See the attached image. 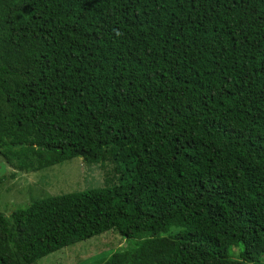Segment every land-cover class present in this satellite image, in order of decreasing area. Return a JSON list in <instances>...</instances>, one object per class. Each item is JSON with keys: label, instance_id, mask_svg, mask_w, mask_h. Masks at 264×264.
<instances>
[{"label": "trees", "instance_id": "1", "mask_svg": "<svg viewBox=\"0 0 264 264\" xmlns=\"http://www.w3.org/2000/svg\"><path fill=\"white\" fill-rule=\"evenodd\" d=\"M0 157L102 172L0 212V264H264V0H0Z\"/></svg>", "mask_w": 264, "mask_h": 264}, {"label": "rangeland", "instance_id": "2", "mask_svg": "<svg viewBox=\"0 0 264 264\" xmlns=\"http://www.w3.org/2000/svg\"><path fill=\"white\" fill-rule=\"evenodd\" d=\"M12 172L13 167L0 157V212L4 214L46 195L75 192L102 184L99 163L87 164L79 157L38 171L18 172L15 177H10ZM114 237L120 240L117 245ZM125 244L124 239H120L116 233L106 231L60 248L41 257L34 264H99L116 248ZM239 251L240 247H233L232 257L238 259Z\"/></svg>", "mask_w": 264, "mask_h": 264}]
</instances>
